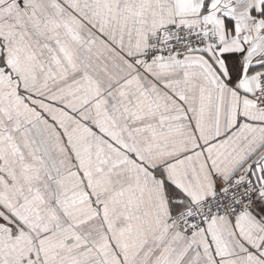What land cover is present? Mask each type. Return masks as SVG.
<instances>
[{
	"label": "snow or ice",
	"instance_id": "obj_1",
	"mask_svg": "<svg viewBox=\"0 0 264 264\" xmlns=\"http://www.w3.org/2000/svg\"><path fill=\"white\" fill-rule=\"evenodd\" d=\"M0 264H264V0H0Z\"/></svg>",
	"mask_w": 264,
	"mask_h": 264
}]
</instances>
